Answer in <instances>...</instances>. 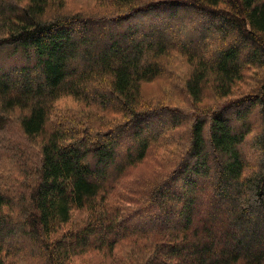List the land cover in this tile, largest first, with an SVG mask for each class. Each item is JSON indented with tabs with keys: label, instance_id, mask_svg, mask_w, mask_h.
Wrapping results in <instances>:
<instances>
[{
	"label": "trees",
	"instance_id": "16d2710c",
	"mask_svg": "<svg viewBox=\"0 0 264 264\" xmlns=\"http://www.w3.org/2000/svg\"><path fill=\"white\" fill-rule=\"evenodd\" d=\"M0 264H264V0H0Z\"/></svg>",
	"mask_w": 264,
	"mask_h": 264
},
{
	"label": "rangeland",
	"instance_id": "374dc122",
	"mask_svg": "<svg viewBox=\"0 0 264 264\" xmlns=\"http://www.w3.org/2000/svg\"><path fill=\"white\" fill-rule=\"evenodd\" d=\"M170 27H171V29H170L171 30V33L169 32L170 35L176 36L177 35V32L179 30L178 31L175 30V27L172 24H170ZM186 66L187 65H183V67H180L179 66L180 67V69H179L180 72L177 75L178 78H180V79L182 78L183 73L186 70L185 69ZM145 88H147V91H148V93L146 94V96H147V99L149 101H153L154 103H158L157 101H160L161 103H165V102H169V101H174L176 103L179 102L178 101L179 100L178 97H172V93H170L171 91L168 88L167 82L165 80L164 81L163 80H158L156 82H152V84H149L148 86H145ZM123 145L126 146V143H124ZM145 165L144 164H141L140 166L135 167V168H137V169L138 168L144 169ZM131 179H135V177L132 176L130 179L128 177L127 178L128 181L126 180V182H124V178H123V181L121 180V182H120L122 184L120 185V183H119V189L122 190V188H124L127 185V183H129V181ZM122 185H124V186L121 188L120 186H122Z\"/></svg>",
	"mask_w": 264,
	"mask_h": 264
}]
</instances>
